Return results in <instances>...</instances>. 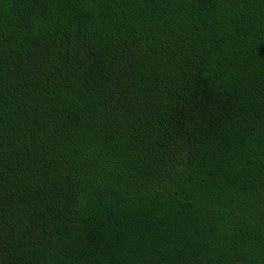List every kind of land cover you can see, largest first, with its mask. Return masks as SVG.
<instances>
[{"label":"trees","instance_id":"16d2710c","mask_svg":"<svg viewBox=\"0 0 264 264\" xmlns=\"http://www.w3.org/2000/svg\"><path fill=\"white\" fill-rule=\"evenodd\" d=\"M0 264H264V0H0Z\"/></svg>","mask_w":264,"mask_h":264}]
</instances>
